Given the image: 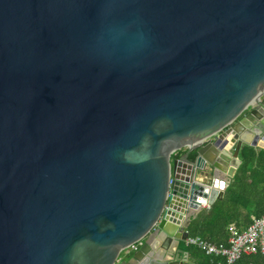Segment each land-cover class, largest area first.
I'll use <instances>...</instances> for the list:
<instances>
[{"label":"water","instance_id":"95a60500","mask_svg":"<svg viewBox=\"0 0 264 264\" xmlns=\"http://www.w3.org/2000/svg\"><path fill=\"white\" fill-rule=\"evenodd\" d=\"M261 141L264 0H0V264H160Z\"/></svg>","mask_w":264,"mask_h":264},{"label":"trees","instance_id":"16d2710c","mask_svg":"<svg viewBox=\"0 0 264 264\" xmlns=\"http://www.w3.org/2000/svg\"><path fill=\"white\" fill-rule=\"evenodd\" d=\"M189 157L194 160L196 152L190 153ZM239 158L241 164L224 196L191 220L190 236L224 242L228 239L227 232L231 223L236 222L240 227H245L253 221L252 216L260 217L264 214V149L258 151L253 146L243 145ZM191 248L200 251L196 246ZM199 257L203 264H217V258L205 256L202 251ZM235 264H264V256L242 255Z\"/></svg>","mask_w":264,"mask_h":264},{"label":"crops","instance_id":"0c3cea01","mask_svg":"<svg viewBox=\"0 0 264 264\" xmlns=\"http://www.w3.org/2000/svg\"><path fill=\"white\" fill-rule=\"evenodd\" d=\"M231 144H232V139L226 143H223L222 148L223 149L229 148L231 146ZM260 144L262 145V149H264V141H261ZM179 152H177L175 155H179V156L183 155V154H185L186 150L183 149V150H181L180 153ZM175 155H173V156L175 157ZM179 156H177V157H179ZM237 170H238V168H237ZM237 170H236V172H237ZM236 172H235V174H236ZM226 174L227 173H221V175H220L221 178L224 180L230 179L226 176ZM235 174H234V176H235ZM197 179L202 180L204 182H207L208 184H211L210 178L197 177ZM211 206L212 205H203L201 207V210L197 214L192 216V219L195 218L202 210L208 209ZM190 213H191V211H190ZM254 218H256V217L252 216V220ZM232 224L236 225L242 231V230L246 229L251 224V222L249 224H247L245 227H240L239 224H237L236 222H233L230 225H232ZM230 225H229V227H230ZM229 227H228V232H227L228 233V239L224 242L217 243V242H213L209 239H206L204 237H202V238L208 240L209 242L215 243V244L229 245ZM188 234H189V227H188ZM188 237H201V236H190L189 235ZM138 246H139V244H138ZM191 246L198 247V249H200V251L204 252L205 256H213V255H207L205 253V251L202 248H200L199 246L189 244L186 239H180L179 241L176 240V238L168 239V237L164 233H162L158 237L153 236V238L151 240V247H152L151 255L154 254L155 259H157L160 262V264H203L202 263L203 261H201V259L199 257L200 251L197 252L194 248H191ZM133 250H134V248H129V249L125 250L124 252H122L121 255L123 257H127V255L129 256L133 252ZM248 256H264V254L259 252L257 254H252V255H248ZM213 257L217 258V264H219L220 262L223 261V258L221 256H213Z\"/></svg>","mask_w":264,"mask_h":264},{"label":"built area","instance_id":"2783aa9c","mask_svg":"<svg viewBox=\"0 0 264 264\" xmlns=\"http://www.w3.org/2000/svg\"><path fill=\"white\" fill-rule=\"evenodd\" d=\"M189 244L202 248L207 255L221 256L219 264H235L242 255L264 254V214L253 219L244 230L236 225L229 227V245L215 244L202 237H187Z\"/></svg>","mask_w":264,"mask_h":264}]
</instances>
